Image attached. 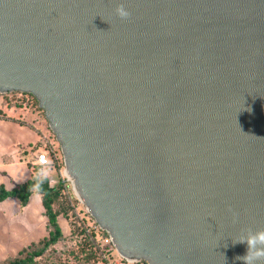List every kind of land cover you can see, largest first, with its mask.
<instances>
[{
    "label": "water",
    "instance_id": "obj_1",
    "mask_svg": "<svg viewBox=\"0 0 264 264\" xmlns=\"http://www.w3.org/2000/svg\"><path fill=\"white\" fill-rule=\"evenodd\" d=\"M10 92L35 98L121 260L244 264L234 241L264 229V0H0Z\"/></svg>",
    "mask_w": 264,
    "mask_h": 264
},
{
    "label": "trees",
    "instance_id": "obj_2",
    "mask_svg": "<svg viewBox=\"0 0 264 264\" xmlns=\"http://www.w3.org/2000/svg\"><path fill=\"white\" fill-rule=\"evenodd\" d=\"M0 97V119H9L5 115L6 110L16 113L28 108L30 113H39L45 125V130L48 133L50 132L43 113L38 108L33 96L25 93L10 92L0 94ZM27 115L30 122L28 125L36 129L38 134L42 136L45 132L44 129H40L31 122L33 114L27 113ZM53 142L55 146L53 147L52 145L54 144L51 143V146L47 149V166H30V178L20 184L13 185L10 189H5L0 185V202L6 198H15L20 206H24L30 196H38L43 208V215L45 217L44 228L46 231L45 236L39 238L37 241L30 242L13 256L3 259L0 264H54L56 258L64 255L72 257V264H96L99 262V258L100 262H103L102 254L94 242V231L90 230L89 226H84L83 222L74 220L75 205L68 200V194L64 190L63 182L59 178H56L54 182H50L47 177L41 176L38 172V169L45 168L57 169L56 171L60 170V168L62 169L58 145L54 139ZM73 201L78 203L76 198ZM58 217H62L68 222L70 234L67 237L62 235L60 231L56 222ZM86 217L92 222L93 226H96L88 214ZM74 239H78L76 245L74 247L69 246V243ZM57 248L59 249L56 250ZM61 264H69V262L64 261Z\"/></svg>",
    "mask_w": 264,
    "mask_h": 264
},
{
    "label": "crops",
    "instance_id": "obj_3",
    "mask_svg": "<svg viewBox=\"0 0 264 264\" xmlns=\"http://www.w3.org/2000/svg\"><path fill=\"white\" fill-rule=\"evenodd\" d=\"M5 115L9 119H0V185L10 189L30 178L29 167L35 165L36 156V152H32L33 147L45 136H40L28 125L27 112L6 110ZM60 218L56 222L61 231ZM44 222L43 208L37 195L30 196L24 206H20L15 198L1 201L0 260L45 236Z\"/></svg>",
    "mask_w": 264,
    "mask_h": 264
},
{
    "label": "rangeland",
    "instance_id": "obj_4",
    "mask_svg": "<svg viewBox=\"0 0 264 264\" xmlns=\"http://www.w3.org/2000/svg\"><path fill=\"white\" fill-rule=\"evenodd\" d=\"M23 111L25 110V112L29 113V114H33V118H32V123L39 127L40 129H44V139L43 137L41 138V141L35 145L33 147V151L32 152H36L35 154H37L38 152H40L39 150H47L49 146H51V143H53L54 145H52L53 147L55 146V143L53 142V135L51 132H47L45 130V125L41 119V116L36 113H30V111H28V108L22 109ZM21 161V159H20ZM57 170V169H56ZM53 168H45V169H38V172L40 173L41 176H45L48 178V180L51 181H55L56 178H58V174L57 171ZM60 170L62 171V169L60 168ZM59 170V171H60ZM67 188L68 190H65V192L68 194V200H70L71 202H73L74 206V220L78 221V222H83L84 226L88 227L90 230L94 231V242L96 244V246L98 247V250L101 252V257L103 262H100V258H99V262H97L96 264H115V263H121V264H131V263H126L123 260H121L116 253L114 252L113 248L111 247V245L109 243H105L104 240L107 237L104 233H102L101 231H97V227L92 225V222L88 219V217H86L87 212L85 211L84 207L78 202L76 203L74 200L75 196L71 190V186L70 183L67 181ZM64 219V218H63ZM60 218V225H61V231L64 234L65 237H67L70 232H69V226H68V222L64 219ZM97 229V230H95ZM78 239H74L72 240L71 243H69V246L74 247L77 243ZM59 248H57L56 250H58ZM62 250V249H61ZM13 256V255H12ZM71 256H59L58 258L55 259L54 264H61L62 262H69V264H72L73 261L71 262ZM2 260H0L1 262ZM53 261V260H51ZM71 262V263H70Z\"/></svg>",
    "mask_w": 264,
    "mask_h": 264
},
{
    "label": "clouds",
    "instance_id": "obj_5",
    "mask_svg": "<svg viewBox=\"0 0 264 264\" xmlns=\"http://www.w3.org/2000/svg\"><path fill=\"white\" fill-rule=\"evenodd\" d=\"M115 12L122 19H126L130 15L122 4L116 6ZM234 242L247 243L248 250L246 255L238 257V259L244 261V264H255L256 261L264 260V229H259L255 232L249 230L246 237H242Z\"/></svg>",
    "mask_w": 264,
    "mask_h": 264
},
{
    "label": "built area",
    "instance_id": "obj_6",
    "mask_svg": "<svg viewBox=\"0 0 264 264\" xmlns=\"http://www.w3.org/2000/svg\"><path fill=\"white\" fill-rule=\"evenodd\" d=\"M36 166H39V167H45L48 165V155H47V150H43L41 152H38L35 156V163H34ZM57 176L58 178L63 182L64 184V190H68L67 186V181L65 180V177L62 173V171L58 170L57 171ZM105 243H109L108 241V238L106 237L105 240H104ZM115 264H121V263H115Z\"/></svg>",
    "mask_w": 264,
    "mask_h": 264
}]
</instances>
